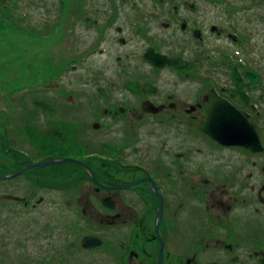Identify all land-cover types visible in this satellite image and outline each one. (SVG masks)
Returning <instances> with one entry per match:
<instances>
[{"label": "flooded vegetation", "instance_id": "obj_1", "mask_svg": "<svg viewBox=\"0 0 264 264\" xmlns=\"http://www.w3.org/2000/svg\"><path fill=\"white\" fill-rule=\"evenodd\" d=\"M205 3L223 17L204 25L201 3H171L175 17L181 12L196 15L176 18L181 33L192 37L180 46L171 43L165 52L157 45L149 47L140 56L151 65V79H141L139 62L129 72L133 78L122 84L138 101L129 108L105 103L101 113L85 119V139L103 154L78 147L86 140H77L76 117L58 113L62 96L55 102L37 99L49 108H36V120L24 104L22 115L6 135L0 134V185L8 191L0 193L7 214L0 264H264V231L254 222L255 213L264 218V68L238 60L232 49L237 35L233 3ZM221 40L231 47L226 55L223 48L207 45ZM149 49L185 65L155 66L145 60ZM163 70L173 76L166 90L155 81ZM234 70L243 80L246 100L237 92ZM248 73L260 79L252 88ZM128 84L138 90L131 91ZM213 97L255 123L261 151L222 145L202 130ZM145 104L152 112L143 109ZM134 115L154 118L155 125L166 128L168 140L177 143L167 147L168 159L150 158ZM116 124L118 137L106 135L103 140L90 134ZM193 141L202 143H189ZM61 148L68 155L61 156ZM77 148L84 153L78 154ZM174 148L180 150L174 153ZM224 152H239L241 159H222ZM129 154H138L139 161L126 160ZM42 163L46 165L35 167ZM132 183L127 189H110ZM149 195L159 201V208L161 197L163 205L166 199L165 225L142 224L137 208L126 202L138 203ZM105 199L112 208L103 205ZM237 204L241 214L231 217Z\"/></svg>", "mask_w": 264, "mask_h": 264}, {"label": "rangeland", "instance_id": "obj_2", "mask_svg": "<svg viewBox=\"0 0 264 264\" xmlns=\"http://www.w3.org/2000/svg\"><path fill=\"white\" fill-rule=\"evenodd\" d=\"M4 1L6 7L0 6L3 14L0 17V134L3 136L24 112V104L28 105L33 118H38L36 110L39 109L32 103L35 99L47 98L55 102L58 96H62L58 113L62 117H76L80 125L77 126L76 137L80 142L86 140L85 119L91 114L101 113L105 103L129 108L128 104L138 101V96L130 94L122 84L133 78L129 72L139 62L141 79H151L148 75L151 65L140 56L149 47L157 45L161 52H165L170 49L171 43L175 47L180 46L183 40L192 37V34L181 33V23L177 25L176 18L196 15L181 12L175 17L171 3H201L199 6L205 25L206 21L210 23L211 19L223 17L213 13L211 6L205 2H232L237 26L232 49L238 60L245 58L254 67L264 68V0H0ZM211 44L213 48H223L222 55H226L227 48H231L224 40L207 43ZM207 49L212 53L210 48ZM212 56L213 61L217 60L218 56L213 53ZM172 79V72L163 70L158 72L155 81L166 90ZM102 92L111 99L103 100ZM50 105L54 106L53 103ZM134 118H138L133 124L136 127L139 125L136 130L144 135L141 144L150 151V158L156 156L161 162L168 159L167 147H177V143L168 140L166 128L155 125V119L149 116L134 115ZM90 121L95 123V120ZM101 129L90 134L94 138L103 137V140L106 135L118 137L117 124L108 130ZM78 147L101 152L87 140ZM158 148H162L164 154ZM172 150L175 153L180 149ZM57 151L61 156L69 153L67 148ZM77 153L84 152L77 148ZM221 155L222 159H241L239 152H224ZM136 156L139 157L138 154ZM136 156L129 154L126 160L139 161ZM121 178L123 176H118L119 181ZM6 187L0 185V193L7 194ZM126 202L137 208L142 224L158 222L165 225L166 199L163 215H159V201L152 195L138 203L132 200ZM5 203V198L1 196L0 238L3 240L6 239L5 232L1 234L6 224ZM95 204L100 208L102 206L100 202ZM235 208L231 217L237 218L241 207L237 204ZM182 211L185 210L181 208V215ZM254 216V222L264 231V218L257 213Z\"/></svg>", "mask_w": 264, "mask_h": 264}, {"label": "water", "instance_id": "obj_3", "mask_svg": "<svg viewBox=\"0 0 264 264\" xmlns=\"http://www.w3.org/2000/svg\"><path fill=\"white\" fill-rule=\"evenodd\" d=\"M2 13H0V17H2ZM145 59L151 62L152 64L163 67L166 64L174 65L178 68L184 67L185 63L181 60H171L167 59L166 56H162L156 54L153 49H149L145 55ZM251 78V84L249 87L252 88L255 86L257 82H259V76L256 73H248ZM233 79L237 81L238 93L241 95V98H245L246 95L242 92L243 82L237 73L234 71ZM241 82V83H240ZM128 87L137 91V85L128 84ZM145 89H148L146 86ZM143 109L148 112H152L149 106L146 104L143 106ZM202 130L210 135L214 140L218 141L222 145L226 146H242L244 148L250 149L253 152L261 151V145L255 131V123H250L248 120L242 116L240 113L231 109L229 105H226L225 102L220 101L219 99H215L213 97L212 102L208 109V118L204 125L202 126ZM78 164L83 165V163L77 162ZM46 164H37V166H44ZM136 183H132L129 185H120L115 188L110 189H127ZM154 186H156L154 184ZM103 205L109 208H112V202L109 199H105L102 201ZM163 209V197H161L159 215H162Z\"/></svg>", "mask_w": 264, "mask_h": 264}, {"label": "trees", "instance_id": "obj_4", "mask_svg": "<svg viewBox=\"0 0 264 264\" xmlns=\"http://www.w3.org/2000/svg\"><path fill=\"white\" fill-rule=\"evenodd\" d=\"M6 5H7V3H6L5 1H4V2H0V6H1V7L4 8V7H6ZM34 102H35V107H36V108H43V109H45V110H48V108H49V107H47V106H43L44 104L38 102L37 99H35ZM34 102H33V103H34ZM39 110H40V109H39ZM63 140H64V139H63ZM63 140H62V144L65 143V142H63ZM79 168H80V167H79Z\"/></svg>", "mask_w": 264, "mask_h": 264}]
</instances>
